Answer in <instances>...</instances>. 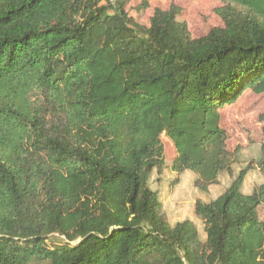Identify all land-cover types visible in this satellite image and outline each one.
Returning <instances> with one entry per match:
<instances>
[{
    "label": "trees",
    "instance_id": "obj_1",
    "mask_svg": "<svg viewBox=\"0 0 264 264\" xmlns=\"http://www.w3.org/2000/svg\"><path fill=\"white\" fill-rule=\"evenodd\" d=\"M218 1L194 39L175 4L0 0V264H264V184L242 192L264 143L235 177L220 113L264 95V0ZM167 167L233 179L196 203L204 242L151 187Z\"/></svg>",
    "mask_w": 264,
    "mask_h": 264
},
{
    "label": "rangeland",
    "instance_id": "obj_2",
    "mask_svg": "<svg viewBox=\"0 0 264 264\" xmlns=\"http://www.w3.org/2000/svg\"><path fill=\"white\" fill-rule=\"evenodd\" d=\"M142 0H130L128 10L137 7ZM151 7L144 20H148L156 8L168 9L172 4L182 9V19L188 24L189 31L194 39L206 36L211 29L223 26V22L215 11L221 6L218 0H149ZM221 126L228 133L229 150L235 152L237 162L233 166L234 176L246 169L250 164L262 157V143H264V122L260 117L264 115V95H256L249 90L236 103L228 104L220 111ZM165 156L171 161L176 156L173 142L162 137ZM197 175L186 171L177 174L166 168L161 174L154 172L151 177V187L158 192L163 210L171 224L184 220H191L197 227L199 238L206 240V231L202 219L196 215L197 201L209 203L219 198L232 182L227 173L220 175L218 184L208 191L196 187ZM264 184V175L258 168H252L243 184L242 192L252 194L255 189ZM64 238L56 235L51 239L53 244H61Z\"/></svg>",
    "mask_w": 264,
    "mask_h": 264
}]
</instances>
